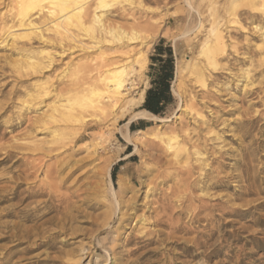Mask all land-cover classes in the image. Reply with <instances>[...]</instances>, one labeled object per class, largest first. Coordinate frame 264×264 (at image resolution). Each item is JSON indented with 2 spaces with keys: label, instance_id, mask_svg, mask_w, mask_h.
I'll return each mask as SVG.
<instances>
[{
  "label": "rangeland",
  "instance_id": "obj_1",
  "mask_svg": "<svg viewBox=\"0 0 264 264\" xmlns=\"http://www.w3.org/2000/svg\"><path fill=\"white\" fill-rule=\"evenodd\" d=\"M98 1L81 4L92 9ZM210 1L221 17L225 0H130L133 5L124 6L123 19L109 16L127 29L137 25L143 39L156 35L140 84L145 94L157 70L151 66L157 45L171 47L174 75L179 62L204 65L200 43L209 25ZM48 2H43L44 11L51 7ZM16 3L0 0V264H264V25L246 21L244 14L245 29L224 26L227 44L237 46L222 61L230 66L223 75L228 89L215 93L225 81L209 72L204 88L185 78L183 99L179 102L170 92L172 103L158 117L170 121L131 122L133 142L128 144L110 126L118 112L87 132L82 123H51L58 105L95 123L97 116L82 105L79 85L85 75L79 65L99 51L62 53V46L35 35L17 37L12 44L6 30L15 24ZM42 20L35 24L51 39L50 24ZM46 52L53 56L48 68L26 67V54L47 65ZM43 89L48 94L39 97ZM53 132L65 137L64 147L55 144ZM82 132L87 137L76 141ZM171 134L188 149L178 159L159 139ZM47 167L50 177L43 176ZM216 176L225 186L211 188ZM44 182L54 183L50 190L65 196L69 207L62 205L58 220L49 223L43 221L55 213L39 222L27 220V203L45 199L22 200L46 187ZM219 202L228 208L219 211ZM232 212L239 215H227Z\"/></svg>",
  "mask_w": 264,
  "mask_h": 264
},
{
  "label": "bare ground",
  "instance_id": "obj_2",
  "mask_svg": "<svg viewBox=\"0 0 264 264\" xmlns=\"http://www.w3.org/2000/svg\"><path fill=\"white\" fill-rule=\"evenodd\" d=\"M44 1L45 0H17L14 14L15 24L9 26L6 30L7 34L11 36L12 44L17 37L29 38L32 35H35L44 43H54L62 46V53L74 49L84 53H90L91 50L94 49L99 51L96 58L89 60L85 64L79 65V68L83 69L82 72L85 75L82 78L83 82H80L81 84L79 85L83 94L82 105L85 111H90L94 116H97L92 118L95 119V123L93 125L88 124L91 117H77V114H74L73 108H67L60 105L54 106L49 117L51 123L57 124L61 121L74 124L82 123L85 125L84 132H87L88 129L97 128L102 122H108V119L110 118L108 116L118 112V116L109 119L112 120L110 125L111 129H117L122 139L128 144H131L133 138L128 128L131 122L138 119L156 120L163 123L170 121V119H160L145 110H138L141 107L145 96L146 88L140 87V84L148 62L147 50L156 39V35L143 39L139 36L137 25L133 24V26L127 29L128 26L127 28L124 25L120 26V24H117L114 20L109 18L110 16L116 19H123L127 13V9H125L124 6L126 4L133 5L130 0H99L92 9H85L81 4L82 0H50L48 3H50L51 7L46 11H44L43 8ZM215 6L216 3L209 2L208 10L210 14L208 12V17L210 19L209 21L207 20L209 25L202 30L203 41L200 45L202 47L201 55L204 58V65H198L196 62L193 64L188 62H179L176 64L174 80L170 90L179 102L183 99V95L185 94L182 87L183 80L189 78L193 80L194 84L201 85V87L204 88L207 81L205 72L219 75V78L225 81L220 87H217L215 93H220L228 89L226 83L227 80L223 75H227V72L230 73V66L223 65L222 61L227 56V52L231 50L236 51L237 46L235 47L232 43L227 44V40H225L222 31L224 26L227 25L228 28L239 27L245 29L241 23V16L244 14L247 15L246 21L250 20L252 23H258L261 28L264 25V0H225L222 5L223 14L221 17L215 15V13L218 12L215 10ZM240 7H243V9L244 7L245 9L248 8V10L251 11L245 12L243 9L240 11ZM257 13H260L261 18L257 16ZM200 15L202 14H199V16ZM41 18L44 19L42 20L44 24H50L53 34L51 39H45L41 31L42 28L40 27V29L35 24V19L40 20ZM202 26L201 23L199 28L201 29ZM261 28L259 29L261 30ZM16 30L22 31L23 33L15 34ZM165 35V32L159 33V36L161 37ZM261 36L264 39V31H262ZM84 40L90 42L84 43ZM135 44L143 45L146 48L145 52L141 53L138 51L139 49L136 50L132 46ZM18 52L22 54L25 50H18ZM46 56H48V64L42 66V60V62L39 60L35 61L32 55H24L26 67L30 70L48 68L53 62V56L47 52ZM244 75H246L245 78L248 77L247 72H245ZM225 86L226 88L224 89ZM47 94L48 92L43 89V91L39 93V97ZM217 96L218 94H214V96L212 95L214 98ZM216 99H218V97ZM132 113L133 116L126 124H124L125 126L119 127L124 118ZM210 123L213 125L216 122L214 123L212 121ZM207 124L209 125V123ZM54 133L55 132H53V134ZM54 137H56L54 140L55 144H60L61 147H64L65 137L57 136L55 134ZM85 137H87L86 134L82 132L78 137L76 136L75 139L76 141H80ZM159 139L164 142V146H166L168 152H173L172 155L176 159H178L181 154H186L188 152V149L180 144L176 134L162 136ZM108 142L109 141L106 139L102 144H107ZM194 146L195 145H193L192 150H194ZM196 150L197 149H195V151ZM197 152H199V150H197ZM197 154L201 155L200 153H196V155ZM33 166L36 168L35 165ZM50 168L51 167H47V170L43 171V176H51L52 170ZM35 173L36 172L29 175H34ZM218 176L215 178L212 177L213 183L211 184V188L225 186L226 183H224V179ZM44 184H46V187L43 189L40 187L38 192L29 193L22 200V202H25L26 200H32L35 198L45 199L42 201H31L27 203L25 209H29L31 212L27 216V220L37 219L39 222V220L44 219L46 216L55 213L54 217L43 221V223H45L56 218L62 205L67 208L68 199L65 196L57 195L50 190V187H52L54 183L51 184V182H44ZM190 186L194 189L195 183ZM32 205L34 206L31 207ZM215 207L222 212L228 208L226 204H221V202L216 204ZM38 213H40V215H37ZM232 214L238 216L239 212H232L227 215ZM60 215L62 214L60 213ZM56 220H58V218H56ZM68 221H70V219H68ZM43 223L41 224L44 225ZM60 229L64 230L65 227L61 225Z\"/></svg>",
  "mask_w": 264,
  "mask_h": 264
},
{
  "label": "trees",
  "instance_id": "obj_3",
  "mask_svg": "<svg viewBox=\"0 0 264 264\" xmlns=\"http://www.w3.org/2000/svg\"><path fill=\"white\" fill-rule=\"evenodd\" d=\"M157 55L151 59L157 66L154 77L151 79V87L146 91L142 109L150 114L160 117L163 115L167 106L172 103L170 84L173 80L174 67L171 47L155 46ZM133 130V125L130 126ZM136 129L142 130V127ZM131 147L127 148V154H130ZM114 179V173H113Z\"/></svg>",
  "mask_w": 264,
  "mask_h": 264
},
{
  "label": "crops",
  "instance_id": "obj_4",
  "mask_svg": "<svg viewBox=\"0 0 264 264\" xmlns=\"http://www.w3.org/2000/svg\"><path fill=\"white\" fill-rule=\"evenodd\" d=\"M151 66H155V64H153V65H151ZM144 99H145V96H144ZM143 103H144V101H143ZM143 103H142V104H143Z\"/></svg>",
  "mask_w": 264,
  "mask_h": 264
}]
</instances>
